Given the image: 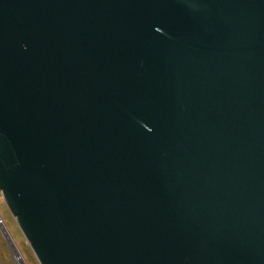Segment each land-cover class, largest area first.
Masks as SVG:
<instances>
[{"label":"water","instance_id":"95a60500","mask_svg":"<svg viewBox=\"0 0 264 264\" xmlns=\"http://www.w3.org/2000/svg\"><path fill=\"white\" fill-rule=\"evenodd\" d=\"M0 193L39 264H264V0H0Z\"/></svg>","mask_w":264,"mask_h":264},{"label":"rangeland","instance_id":"374dc122","mask_svg":"<svg viewBox=\"0 0 264 264\" xmlns=\"http://www.w3.org/2000/svg\"><path fill=\"white\" fill-rule=\"evenodd\" d=\"M0 216L9 231L16 247L24 258L26 264H39L25 237L23 236L19 226L17 225L13 215L8 209L0 193ZM5 237L0 231V262L1 264H12L11 249Z\"/></svg>","mask_w":264,"mask_h":264},{"label":"built area","instance_id":"2783aa9c","mask_svg":"<svg viewBox=\"0 0 264 264\" xmlns=\"http://www.w3.org/2000/svg\"><path fill=\"white\" fill-rule=\"evenodd\" d=\"M0 231L3 234V236L5 237V239L7 238V236H9L11 239V235L9 233V231L7 230L3 219L0 216ZM8 240V239H7ZM7 243L10 245V251H11V260H12V264H26L24 258L22 257L21 253L19 252L18 248L16 247L13 239H12V244L10 241H7ZM1 264V262H0Z\"/></svg>","mask_w":264,"mask_h":264}]
</instances>
